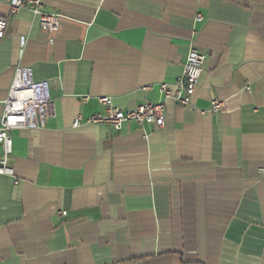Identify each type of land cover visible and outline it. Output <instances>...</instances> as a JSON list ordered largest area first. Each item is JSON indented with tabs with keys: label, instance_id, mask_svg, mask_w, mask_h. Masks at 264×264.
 Here are the masks:
<instances>
[{
	"label": "crops",
	"instance_id": "1",
	"mask_svg": "<svg viewBox=\"0 0 264 264\" xmlns=\"http://www.w3.org/2000/svg\"><path fill=\"white\" fill-rule=\"evenodd\" d=\"M41 10L59 14L55 31L0 3V106L28 67L55 111L44 128L10 131L0 264H264V0ZM190 47L207 55L193 107L166 101L159 129L85 122L101 96L123 110L162 102L159 83L181 74Z\"/></svg>",
	"mask_w": 264,
	"mask_h": 264
},
{
	"label": "built area",
	"instance_id": "2",
	"mask_svg": "<svg viewBox=\"0 0 264 264\" xmlns=\"http://www.w3.org/2000/svg\"><path fill=\"white\" fill-rule=\"evenodd\" d=\"M9 7L10 16L21 9H28L37 18L38 26L47 31H55L59 25V14L41 10V0H0ZM200 15L196 20H200ZM6 20L0 17V36H2ZM207 55L199 52L195 47H190L182 72L172 83L160 82L159 91L163 96L162 102L152 103L145 101L131 109L114 107L108 96L98 97L102 110L86 118L85 122L93 124H106L118 131L127 122L138 125H149L154 129L164 126V113L166 101H172L179 106H191L198 80L206 64ZM147 85L144 89H148ZM249 89V87H246ZM83 100L86 97L82 98ZM222 101L217 98L210 99V112H217L222 107ZM205 113L204 109H197ZM55 115L54 99L49 94L46 82L35 81L31 69L16 67L12 83L7 91L6 98L0 106V175L13 176L14 171L10 165L12 141L10 131L19 128H44L49 119ZM80 123L77 117L73 121L76 127ZM264 172V165L259 168ZM16 183V182H14ZM62 215L66 211H61Z\"/></svg>",
	"mask_w": 264,
	"mask_h": 264
}]
</instances>
